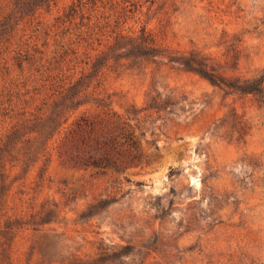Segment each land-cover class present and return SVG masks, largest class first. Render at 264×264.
I'll return each mask as SVG.
<instances>
[{"label":"rangeland","instance_id":"obj_1","mask_svg":"<svg viewBox=\"0 0 264 264\" xmlns=\"http://www.w3.org/2000/svg\"><path fill=\"white\" fill-rule=\"evenodd\" d=\"M29 1L0 0V151L22 127L0 161V264H264V0ZM83 118L125 123L142 163L64 164Z\"/></svg>","mask_w":264,"mask_h":264},{"label":"trees","instance_id":"obj_2","mask_svg":"<svg viewBox=\"0 0 264 264\" xmlns=\"http://www.w3.org/2000/svg\"><path fill=\"white\" fill-rule=\"evenodd\" d=\"M51 0H32L26 5L28 11H34V7H41ZM179 62L187 69L195 71L205 78L209 79L213 84L220 85L224 84L228 87L235 88L242 92H253L261 91L262 82L260 79H254L248 81L246 84H232L226 83L222 79L216 77L215 74L211 73L208 69V65L204 63L203 60H199L190 54L179 60ZM95 64L93 65V68ZM81 84V80L72 84L70 90L77 89ZM69 99V97L67 98ZM61 115L56 113L55 117L48 118L45 128L42 132L37 131L35 128L31 129L30 132H38V136L35 137L36 143L32 142V138L25 140V144L19 149L23 151V164H27L29 161H36L40 155L45 153L47 146L46 142H39V138L45 135H53V132L57 129L58 125L55 127V123ZM106 126L99 130L93 126V122L88 119H82L77 122L75 129L70 132V135L60 144L58 148L59 156L64 164L73 165L75 167H95L101 169L103 173L108 170L113 172L124 171L131 166L140 165L143 161L144 154L139 149L138 140L134 135L133 131L126 128L125 123L122 125L118 121L107 123ZM22 127H15L11 133L7 136L5 143L0 151V161H3L11 151L14 149L15 140L17 139V134L20 132ZM49 139V137H48ZM47 139V140H48ZM33 143V144H32ZM0 189L2 190V185H4V176L0 175ZM0 190V203L3 194V190ZM17 221V220H16ZM12 223H6V228L3 230L5 236L10 234L12 230ZM6 239L1 245L2 251L0 252V259L5 260L9 258L8 256V241ZM69 264H84L83 261H76Z\"/></svg>","mask_w":264,"mask_h":264}]
</instances>
